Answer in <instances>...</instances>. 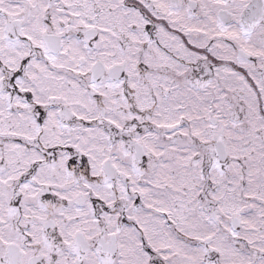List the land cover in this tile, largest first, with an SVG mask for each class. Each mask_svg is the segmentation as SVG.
Returning a JSON list of instances; mask_svg holds the SVG:
<instances>
[{"label": "snow or ice", "instance_id": "6c2138e0", "mask_svg": "<svg viewBox=\"0 0 264 264\" xmlns=\"http://www.w3.org/2000/svg\"><path fill=\"white\" fill-rule=\"evenodd\" d=\"M0 264H264V0H0Z\"/></svg>", "mask_w": 264, "mask_h": 264}]
</instances>
